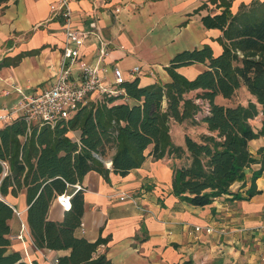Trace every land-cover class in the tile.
<instances>
[{
  "label": "crops",
  "instance_id": "0c3cea01",
  "mask_svg": "<svg viewBox=\"0 0 264 264\" xmlns=\"http://www.w3.org/2000/svg\"><path fill=\"white\" fill-rule=\"evenodd\" d=\"M57 1L8 0L2 10L0 5V112L18 104L21 100L18 89L30 95L52 83L60 65L64 39L63 20L51 17L49 8ZM250 2L232 0L231 12L235 13L241 3ZM218 3L211 0H69L74 26L86 28L94 20L108 41V55L100 64L107 81L113 80L116 66L125 80L138 78L140 86L169 82L166 66L178 52L208 45L213 55L221 53L222 46L217 41L221 31L207 28L202 22L203 16L222 10ZM116 7L120 8L118 12ZM98 45L99 40L90 34L80 49V58L96 65ZM26 51L34 52L13 64V58ZM135 66L139 67L138 72H133ZM205 68L204 63L195 62L176 71L193 79ZM199 92L200 89L191 90L187 95L195 98ZM248 100L255 101V98L244 86L236 90L231 100L215 96L217 103L225 105L246 104ZM250 123L259 130L264 125V113L259 111ZM5 124L0 122V128ZM33 127L41 125L31 122L27 125L28 133ZM202 132H206L203 122L173 120L170 123L171 139L177 145H183L185 134L197 138ZM67 135L78 141L80 130H70ZM262 146V136L249 141L250 152L257 158L258 148ZM149 150L150 147L145 153ZM114 151L111 149L102 160L108 168L111 162L104 160H111ZM173 162L167 156L155 159L147 155L139 167L124 176L109 172L107 180L97 171H88L79 182L84 188V209L75 235L91 242L99 237L107 238L106 243L97 247L95 256L104 254L112 264H172L183 260H191L192 264H264V169L255 179L258 193L247 195L252 172L259 163L248 167L244 180L235 181L228 193L207 205L196 206L171 193ZM121 191L136 196L141 207L119 200L116 196ZM1 199L13 211H19L18 217L14 212L8 220V250L24 254L25 246L29 254L28 258L24 256L25 260L40 264H48L49 259L69 252L34 247L26 221L28 203L24 191L16 195L9 193ZM65 210L54 199L47 218L61 221ZM20 221L24 225L22 231ZM196 225L210 226L213 231H195ZM19 233L24 236L23 240L16 238Z\"/></svg>",
  "mask_w": 264,
  "mask_h": 264
},
{
  "label": "trees",
  "instance_id": "16d2710c",
  "mask_svg": "<svg viewBox=\"0 0 264 264\" xmlns=\"http://www.w3.org/2000/svg\"><path fill=\"white\" fill-rule=\"evenodd\" d=\"M7 1L0 0L1 10ZM211 1H219L222 10L203 16L202 22L221 31L219 55H213L208 45L183 50L166 66L169 82L140 86L138 78L124 80L119 85L122 93L89 101L53 127H33L28 133L25 119L16 117L0 128V264H40L8 250V220L14 211L1 197L21 190L26 194V221L35 248L69 250L57 257L58 264H112L104 254L95 256L107 238L91 242L74 233L84 209L81 190L71 196L63 220L47 218L51 202L91 170L107 180L109 172L124 176L139 167L147 155L167 156L174 160L171 193L188 204L204 206L228 193L235 181L244 180L248 167L259 163L247 195L258 193L255 179L264 169V146L258 148L257 158L250 152L249 141L264 139V125L255 130L250 123L259 111L264 113V1L241 3L235 13L230 9L232 0ZM33 52H21L13 64ZM195 62L206 68L193 79L176 71ZM241 86L255 101L228 105L215 101L216 95L231 100ZM196 89L200 92L195 98L187 95ZM196 98L209 102V113L201 111ZM173 120L203 122L206 132L197 138L185 134L183 145H177L170 135ZM74 129L80 130L78 141L67 135ZM111 149L115 151L108 168L102 160Z\"/></svg>",
  "mask_w": 264,
  "mask_h": 264
},
{
  "label": "built area",
  "instance_id": "2783aa9c",
  "mask_svg": "<svg viewBox=\"0 0 264 264\" xmlns=\"http://www.w3.org/2000/svg\"><path fill=\"white\" fill-rule=\"evenodd\" d=\"M49 8L51 17H61L63 20L62 33L64 39L60 65L55 72L52 83L40 92L25 95L18 89L21 93V100L16 106L5 108L0 112L1 123H8L16 117H22L25 119L27 125L35 122L41 126L47 125L53 127L58 121L70 118L87 102L95 101V99L105 94L116 95L123 92L119 85L125 79L118 67L115 66L113 68L114 78L112 81H107L106 77L102 74L104 67L100 64L105 61L108 55L109 44L104 39L97 22L92 20L86 28L74 26L73 11L69 5V0H58L56 3H51ZM119 10V7L115 8L116 12ZM90 34H94L99 40L96 50L97 64L94 66L80 58V49ZM138 71L139 67L135 66L133 72ZM75 74L76 77H74ZM195 102L200 105L201 111L204 114L209 113V102L206 99L196 98ZM194 118L198 120L199 115H194ZM71 187L72 191L64 192L56 198L65 209L70 207V198L73 193L84 189L78 182ZM116 197L119 200H128L137 207H141L138 204L137 197L129 192H118ZM14 212L19 216V211L14 210ZM22 227L24 228L23 224ZM194 230H203L206 233H210L213 231V228L196 225ZM16 237L23 240L21 233ZM23 253L28 258L29 254L25 246H23ZM48 264H58V259L56 257L51 258L48 260Z\"/></svg>",
  "mask_w": 264,
  "mask_h": 264
},
{
  "label": "rangeland",
  "instance_id": "374dc122",
  "mask_svg": "<svg viewBox=\"0 0 264 264\" xmlns=\"http://www.w3.org/2000/svg\"><path fill=\"white\" fill-rule=\"evenodd\" d=\"M238 97L240 98V99H242L241 97H242V95L239 93L238 94ZM243 98H244V96H243ZM15 216H17V215H15ZM18 217V216H17ZM19 224V230L20 231H22L24 228L22 227V224H21V221L18 223ZM22 234V233H21ZM17 236V235H16ZM24 237V236H23ZM17 238V237H16Z\"/></svg>",
  "mask_w": 264,
  "mask_h": 264
},
{
  "label": "water",
  "instance_id": "95a60500",
  "mask_svg": "<svg viewBox=\"0 0 264 264\" xmlns=\"http://www.w3.org/2000/svg\"><path fill=\"white\" fill-rule=\"evenodd\" d=\"M104 162H107L109 164L111 162V160H106V161L104 160Z\"/></svg>",
  "mask_w": 264,
  "mask_h": 264
}]
</instances>
